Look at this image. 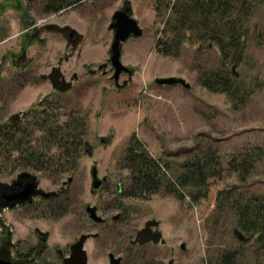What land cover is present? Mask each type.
I'll return each mask as SVG.
<instances>
[{
    "label": "rangeland",
    "instance_id": "374dc122",
    "mask_svg": "<svg viewBox=\"0 0 264 264\" xmlns=\"http://www.w3.org/2000/svg\"><path fill=\"white\" fill-rule=\"evenodd\" d=\"M124 2L130 4L143 34L122 47L121 63L134 73L124 86L127 77L122 75L118 82L122 88L117 89L109 79L112 72L103 76L97 68L108 59L106 52L112 41L108 26ZM46 25L67 26L81 35L76 50L66 45L63 36L44 31ZM161 29L153 0H85L56 16L45 14L39 0H0V124L19 113L38 111L37 104L46 96L52 99L64 94L67 107L83 114L87 126L73 172L54 176L27 170L45 191L54 190L71 177L72 183L67 185L71 209L50 218L16 211L2 213L4 221L12 225V242L33 243L35 227L49 235L48 250L42 258L46 263L59 264L50 254L52 249L64 248L80 235L93 232H99L100 237L84 246L89 264H108V251L125 259L130 240L148 220L159 222L164 243L130 248L132 258L142 257L155 264H210L224 251L237 249L242 243L230 228L232 216H215V197L220 190L234 185L241 186L245 193L264 194V158L255 162L245 184L240 185L229 171L221 179H211L207 198L197 204L187 198L178 201L164 191L146 199L116 195V185L124 188L127 183L128 171L120 166V160L132 134L146 144L154 157L178 164L206 146L217 152L224 167L230 157L245 150L264 149V42L258 46L249 41L245 67L234 68V73L241 70L263 83L248 104L235 111L224 94L209 92L197 82L199 69L218 64L217 49L197 51L196 46L186 42L178 57H163L154 49ZM21 51L30 59L27 69L14 63ZM69 55L60 70L66 81L73 74L77 79L68 92H57L41 76L56 67L61 57ZM229 70L232 72V68ZM169 77L183 79L190 88L154 83L156 78ZM92 165H96L99 177L108 178V186L95 196L90 193ZM18 172L22 171L0 172V183L9 182ZM118 199L122 200L123 210ZM87 205L99 208L97 215L110 224L92 225L85 214ZM122 211L119 222H110ZM122 243L126 250H122ZM181 245L185 246L183 250ZM242 259V264L252 263L249 250Z\"/></svg>",
    "mask_w": 264,
    "mask_h": 264
},
{
    "label": "trees",
    "instance_id": "16d2710c",
    "mask_svg": "<svg viewBox=\"0 0 264 264\" xmlns=\"http://www.w3.org/2000/svg\"><path fill=\"white\" fill-rule=\"evenodd\" d=\"M39 1L45 14H57L85 0ZM153 10L162 25L154 43L157 54L176 58L186 42L197 51L217 49L218 64L199 69L197 74L202 88L224 94L235 111L244 108L261 89L258 77H248L241 70L233 74L229 68L245 67L249 41L263 44L264 0H153ZM63 96H46L37 104L38 111L19 113L0 124V172L20 169L57 176L77 168L87 126L83 114L67 107ZM195 152L182 163H174L151 155L146 144L132 134L120 160V166L128 171L120 197L146 199L164 191L178 201L187 198L197 204L207 198L211 179H221L229 171L240 185L245 184L255 162L264 158V149L253 147L230 157L224 167L209 146ZM241 189L234 185L217 192L214 211L215 216L230 214V228L248 240L237 249L224 251L210 264H242L248 250L251 264H264V194ZM130 253L129 248L123 264H155L142 257L132 258Z\"/></svg>",
    "mask_w": 264,
    "mask_h": 264
},
{
    "label": "flooded vegetation",
    "instance_id": "af4514ba",
    "mask_svg": "<svg viewBox=\"0 0 264 264\" xmlns=\"http://www.w3.org/2000/svg\"><path fill=\"white\" fill-rule=\"evenodd\" d=\"M53 16H56V14H53ZM45 30L54 32V33H57L63 36L65 38L66 45L68 47H71L73 51L76 50L78 44L82 40L81 35L75 33V31L71 30L67 26L58 27L57 25H46L44 26V31ZM37 35H38L37 33L34 34L33 38H36ZM70 57L71 55H69L68 57L67 56L61 57L56 67L60 69L61 63L68 61ZM14 63H16V65H19V64L22 65L23 69H27L31 62H30V59L26 57L25 52L21 51L20 56L15 59ZM100 66H102L101 69H99ZM100 66H98L97 71L103 76L112 72L111 67L108 63V59L106 63ZM52 68L50 69V71L52 70ZM73 75L70 77V79L73 77ZM122 75L127 77L126 81L127 83H129L130 80L127 74H121L120 77ZM42 76H45V75H42ZM42 76H41L42 80L48 81L47 79H43ZM124 82L125 81H123V83ZM99 178L100 179L104 178L105 180L102 182L99 190L96 193L93 194L90 191V193L94 196L99 194L105 187L108 186V178L106 176H101ZM31 182L34 183V188H33L34 194L31 197L25 200H19V199L14 200V199L8 198L10 195L20 192L26 184L31 183ZM70 183H72L71 177L68 178V181L66 183L64 182L61 185L55 186L54 190L45 191L41 189L40 184L38 180L36 179V177L28 171L15 173V176L12 177L9 182L0 183V261H8L11 264H51V263H46L42 259L48 250L47 241L49 239V235L47 233H42L41 231H39V229L35 227L32 233V237L34 239L33 243L26 245L24 243L19 244V243L12 242V239H11L12 238V225L11 224L9 225L4 221V219L2 218V213L4 211H10V212L16 211L22 214L24 212L34 213L35 215H37L38 218L39 217L41 218L43 216L50 218L52 216L53 217L56 216V214L58 213H62V212L67 213L66 211L71 209L69 189L67 187V185H69ZM90 184H91V178H90ZM122 191H123V188L117 184L116 185V195L118 196V198L120 197ZM118 206L121 210H123V203H122V200L120 199H118ZM87 207H94L96 210V213H98L99 211V208H97L96 206L87 205L86 208ZM100 208L102 209L103 206L101 205ZM122 213L123 211L113 216L110 222H113V223L119 222L122 217ZM85 214L88 217L90 223L94 226L104 227L110 224L108 223V221H106V219L101 218V217L100 218L103 220V222L101 223L95 222L89 218L86 212ZM86 235H89L90 237L86 240L85 244L89 240L96 241L100 237L99 232L87 233ZM130 242H129L128 249L136 247V246L142 247L137 244L131 245ZM73 243L66 245L64 248H54L51 250L50 254H52L59 261L58 262L59 264H62V260L69 256V248ZM149 244H145V245H149ZM124 249L125 247L123 246V243H122V250ZM109 254H113L116 258H121L120 264H123V260H124L123 255L114 253L111 251H108L106 255L108 264H109V259H108ZM86 255H87V252H86Z\"/></svg>",
    "mask_w": 264,
    "mask_h": 264
},
{
    "label": "water",
    "instance_id": "95a60500",
    "mask_svg": "<svg viewBox=\"0 0 264 264\" xmlns=\"http://www.w3.org/2000/svg\"><path fill=\"white\" fill-rule=\"evenodd\" d=\"M108 29L112 32V41L108 48V63L112 71L110 79L114 82V86L117 89H120L122 88V85L118 83L120 75L127 74L129 80L131 81V77L134 73L131 68L126 67L121 63L120 58L122 47L130 39L140 38L143 34V30L139 27L138 22L133 18L131 6L128 2H124L123 6L113 13ZM101 68L102 66L99 67V69ZM232 73L234 74V67H232ZM42 78L47 79L55 91L65 93L71 89L72 82L77 78V75L74 74L69 81H66L60 69L58 67H54L49 74L42 76ZM126 83L127 81L123 83V86ZM154 83L158 86L165 87L182 86L185 89L190 88L189 84L183 79L174 77L156 78L154 79ZM90 178V191L94 194L99 190L102 182L105 180L104 178L100 179L98 177L96 165H92L90 168ZM33 188L34 183H28L20 192L10 195L8 198L14 200L28 199L34 194ZM85 212L88 214L91 220L98 223L103 222V220L97 215L94 207H87ZM234 233L241 242L248 240L247 238H244L243 235L237 230H235ZM89 237L90 236L86 234L80 235L79 238L70 246L69 256L62 260V264H89L86 251L84 249V244ZM130 243L131 245L137 244L139 246L149 243L153 245L163 244L164 240L159 230V222L156 220L146 221L143 227L135 233V236ZM180 248L183 250L185 246L181 245ZM108 259L109 264H120L121 262V258H116L113 254H109ZM0 264L11 263L8 261H0Z\"/></svg>",
    "mask_w": 264,
    "mask_h": 264
},
{
    "label": "crops",
    "instance_id": "0c3cea01",
    "mask_svg": "<svg viewBox=\"0 0 264 264\" xmlns=\"http://www.w3.org/2000/svg\"><path fill=\"white\" fill-rule=\"evenodd\" d=\"M106 53H108V51Z\"/></svg>",
    "mask_w": 264,
    "mask_h": 264
}]
</instances>
